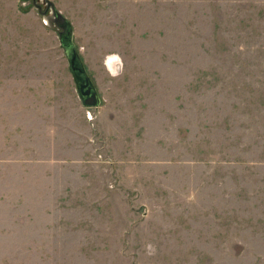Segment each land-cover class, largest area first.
Returning <instances> with one entry per match:
<instances>
[{
	"label": "rangeland",
	"instance_id": "1",
	"mask_svg": "<svg viewBox=\"0 0 264 264\" xmlns=\"http://www.w3.org/2000/svg\"><path fill=\"white\" fill-rule=\"evenodd\" d=\"M0 264H264V0H0Z\"/></svg>",
	"mask_w": 264,
	"mask_h": 264
},
{
	"label": "water",
	"instance_id": "2",
	"mask_svg": "<svg viewBox=\"0 0 264 264\" xmlns=\"http://www.w3.org/2000/svg\"><path fill=\"white\" fill-rule=\"evenodd\" d=\"M52 18L56 28L60 29L59 44L67 62L68 72L74 83L77 97L83 107H97L98 97L89 81L85 70L71 43L68 23L52 10Z\"/></svg>",
	"mask_w": 264,
	"mask_h": 264
},
{
	"label": "clouds",
	"instance_id": "3",
	"mask_svg": "<svg viewBox=\"0 0 264 264\" xmlns=\"http://www.w3.org/2000/svg\"><path fill=\"white\" fill-rule=\"evenodd\" d=\"M113 59H115V56L113 57ZM153 251H154V249H153Z\"/></svg>",
	"mask_w": 264,
	"mask_h": 264
}]
</instances>
